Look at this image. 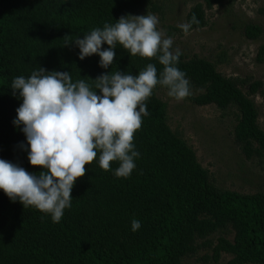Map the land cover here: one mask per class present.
<instances>
[{
    "label": "trees",
    "instance_id": "16d2710c",
    "mask_svg": "<svg viewBox=\"0 0 264 264\" xmlns=\"http://www.w3.org/2000/svg\"><path fill=\"white\" fill-rule=\"evenodd\" d=\"M223 1L195 2L185 23L195 14L199 24L191 29L204 26L206 10ZM160 7L158 0H0V159L30 173L43 170L30 165L23 126L13 124L22 103L12 94L14 78H28L43 67L68 71L73 82L83 79L96 90L92 79L106 72L137 75L153 63L159 74L158 59L132 56L119 44L108 69L99 66L95 54L80 60L79 48L65 46L63 37L74 41L139 9ZM172 30L178 29L167 27ZM243 34L260 40L255 61L264 62V26L248 21ZM177 67L189 80L186 98L192 103L234 111L235 144L246 159L263 165L264 130L250 97L264 95L263 81L225 76L196 54L182 53ZM158 88L168 91L157 85L146 101L149 114L134 135L140 155L130 176H115L118 162L101 169L97 157L77 179L60 222L0 190V264H183L200 251L202 262H217L225 253L230 258L222 264H264V190L245 193L213 185L192 148L167 124ZM133 219L141 224L135 232Z\"/></svg>",
    "mask_w": 264,
    "mask_h": 264
},
{
    "label": "clouds",
    "instance_id": "9594fccd",
    "mask_svg": "<svg viewBox=\"0 0 264 264\" xmlns=\"http://www.w3.org/2000/svg\"><path fill=\"white\" fill-rule=\"evenodd\" d=\"M155 14L122 16L114 24L105 23L90 33L69 42L79 48V59L98 55L99 66L108 69L116 56L117 44L132 56L158 59L163 66L157 71L153 63L137 75L106 72L94 81V88L80 79L73 82L68 71L33 70L28 78L18 76L11 83L14 96L22 103L16 109L13 124L22 127L27 141L25 151L31 166L43 169L30 173L18 164L0 159V190L24 208L33 207L60 222L64 210L71 207L72 189L86 173V165L98 157L101 169L108 171L118 162L117 178H128L135 169L140 153L135 149L134 135L147 116L146 101L157 85L168 89L177 101L190 95L189 80L177 64L181 51L172 50L173 40L158 29ZM199 20L178 25L185 34ZM106 49H102L104 44ZM99 90L100 95L97 94ZM99 154V155H98ZM132 231L140 221L133 219Z\"/></svg>",
    "mask_w": 264,
    "mask_h": 264
},
{
    "label": "rangeland",
    "instance_id": "374dc122",
    "mask_svg": "<svg viewBox=\"0 0 264 264\" xmlns=\"http://www.w3.org/2000/svg\"><path fill=\"white\" fill-rule=\"evenodd\" d=\"M197 1L200 0H158L160 11L139 9L134 15L155 14L158 29L173 40V51L178 48L186 55L206 58L225 76L251 77L264 83V62L255 61L260 40L243 34L248 21L264 26V0H224L206 10L204 26L185 34L178 25L185 23L189 7ZM168 26L178 30L167 32ZM155 93L166 103L167 124L192 148L213 185L245 193L264 190V164L246 159L232 138L235 115L231 108L196 105L187 98L177 101L163 88ZM250 97L257 109V122L264 130V95L255 93ZM202 253L186 258L183 264H222L230 258L222 253L217 262H202Z\"/></svg>",
    "mask_w": 264,
    "mask_h": 264
}]
</instances>
